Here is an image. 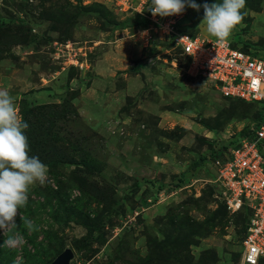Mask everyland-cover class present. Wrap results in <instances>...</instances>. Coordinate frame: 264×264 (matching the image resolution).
<instances>
[{
  "label": "rangeland",
  "instance_id": "rangeland-1",
  "mask_svg": "<svg viewBox=\"0 0 264 264\" xmlns=\"http://www.w3.org/2000/svg\"><path fill=\"white\" fill-rule=\"evenodd\" d=\"M217 2L186 7L179 31L216 39L202 20ZM150 7L0 0V89L48 168L20 209L34 230L19 215L18 228L0 230V244L17 231L25 240L0 247V264H51L66 249L71 264H242L250 210H229L216 150L229 153L261 107L191 75L161 34L148 40ZM242 13L227 40L264 56V0Z\"/></svg>",
  "mask_w": 264,
  "mask_h": 264
},
{
  "label": "built area",
  "instance_id": "built-area-1",
  "mask_svg": "<svg viewBox=\"0 0 264 264\" xmlns=\"http://www.w3.org/2000/svg\"><path fill=\"white\" fill-rule=\"evenodd\" d=\"M181 16L153 17L149 12L147 39L153 30L161 34L163 41L188 58L190 74L216 85L223 97L264 106V56L236 48L229 40L220 44L217 39L180 32ZM215 166L228 195L229 210H250L242 262L259 264L264 259V121L253 127L224 158L216 160Z\"/></svg>",
  "mask_w": 264,
  "mask_h": 264
},
{
  "label": "clouds",
  "instance_id": "clouds-1",
  "mask_svg": "<svg viewBox=\"0 0 264 264\" xmlns=\"http://www.w3.org/2000/svg\"><path fill=\"white\" fill-rule=\"evenodd\" d=\"M245 6L246 0L204 3L202 23L207 33L220 44L226 43L235 26L243 20ZM186 7L199 11L201 5L196 0H151L148 11L153 17H169L182 14ZM27 128L28 124L20 116L9 91L0 89V230L3 235L19 227L16 223L18 215L28 231L34 230L33 221L23 216L20 209L28 203L31 186L43 185L48 179L46 164L39 157L29 155ZM24 243V237L17 231L8 235L0 247L16 248Z\"/></svg>",
  "mask_w": 264,
  "mask_h": 264
},
{
  "label": "trees",
  "instance_id": "trees-1",
  "mask_svg": "<svg viewBox=\"0 0 264 264\" xmlns=\"http://www.w3.org/2000/svg\"><path fill=\"white\" fill-rule=\"evenodd\" d=\"M148 15H149V12H148V14H145V18H146V20L144 21V24H143L144 27H145V29L148 28V27H149V24H150V21L148 20ZM233 46L236 47L235 45H233ZM248 47H253V45L250 44V45H248ZM236 48H238V47H236ZM241 49H242V48H241ZM242 50L245 51V52H247V53H251V52H253L254 55H258V54H256L255 51H253V50H251V51H250V50L246 51V50H244V49H242ZM238 101H241V100H238ZM242 102H243V101H242ZM258 105H259V104H258ZM260 107H261V111H260V121L258 122V124H260L262 121H264V106H261V105H260ZM258 124H257V125H258ZM248 135H249V133L242 134L240 140H242L244 137H247ZM240 140H239V141H240ZM237 144H238V143H237ZM237 144H236V145H237ZM236 145H235V146H236ZM235 146H234V147H235ZM216 151H217V152H216L217 155H219V156H217L215 160H217V159H222V158H220V156H222V155L225 156L226 153H227V152H222V150H221V151H220V150H216ZM223 156H222V157H223ZM247 227H248V226H247ZM246 230H247V228H246ZM263 262H264V259L260 260L259 264H261V263H263Z\"/></svg>",
  "mask_w": 264,
  "mask_h": 264
},
{
  "label": "water",
  "instance_id": "water-1",
  "mask_svg": "<svg viewBox=\"0 0 264 264\" xmlns=\"http://www.w3.org/2000/svg\"><path fill=\"white\" fill-rule=\"evenodd\" d=\"M73 259L74 252L71 249H66L51 264H71Z\"/></svg>",
  "mask_w": 264,
  "mask_h": 264
}]
</instances>
